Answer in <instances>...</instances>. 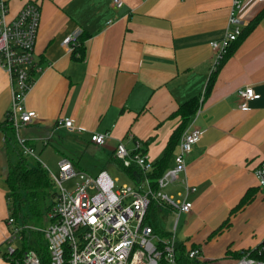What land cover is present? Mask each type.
Wrapping results in <instances>:
<instances>
[{
    "label": "crops",
    "instance_id": "0c3cea01",
    "mask_svg": "<svg viewBox=\"0 0 264 264\" xmlns=\"http://www.w3.org/2000/svg\"><path fill=\"white\" fill-rule=\"evenodd\" d=\"M28 1L40 11L34 53L43 69L24 100L37 118L19 132L35 154L74 163L65 154L72 143L108 131L105 146L113 149L121 141L131 148L137 140L154 163L180 123L172 112L200 96L199 111L186 128L198 127L202 134L176 181L182 191L181 178L193 188L187 215L201 221L179 244L199 246L197 261L212 264L211 233L224 223L254 234L255 242L263 238L264 190L256 186L254 168L264 158V1L243 0L242 30L256 16L257 22L239 38L205 95L214 64L210 41L223 36L232 0H122L119 8L111 0H8L10 16ZM76 34H88L81 59L62 43ZM244 86L257 94L247 109L240 108L237 95ZM9 106V77L0 68V121ZM59 117L71 118L75 129L56 127ZM177 148L178 142L168 167ZM14 155L0 129V245L10 228L5 176ZM177 193L170 195L179 198ZM225 258L222 264L234 259L232 253Z\"/></svg>",
    "mask_w": 264,
    "mask_h": 264
},
{
    "label": "built area",
    "instance_id": "2783aa9c",
    "mask_svg": "<svg viewBox=\"0 0 264 264\" xmlns=\"http://www.w3.org/2000/svg\"><path fill=\"white\" fill-rule=\"evenodd\" d=\"M111 2L117 8L123 4L122 0ZM242 6L243 0H232L223 36L210 41L213 67L231 42L241 34L243 20L239 12ZM39 19L40 11L35 1L26 2L15 15L10 16L8 0H0V68L7 73L10 86V106L5 118L13 126L14 138L21 153L36 161L39 160L33 147L27 144L19 131L23 125L37 118L36 112L24 108V100L34 85L35 73L43 69L34 53ZM76 38L77 34L68 35L62 43L73 51ZM237 95L242 109H247L248 101L257 97L251 86L239 88ZM55 126L75 129L69 117L57 118ZM201 134L202 130L195 126L183 131L172 165L157 178L156 188H152L148 176L153 161L141 150L137 140L133 141L131 148L119 141L113 149L114 157L120 160L123 167H136L139 180L133 185L115 187V180L105 170L90 175L85 170H75L72 161L65 157L59 159L57 173L43 164L58 187L44 215V224L16 222L8 215L6 223L10 228L4 240L8 245L2 255L13 258L22 249L25 237L27 248L22 253L20 264H186L195 260L201 254L199 246L185 248L180 254L174 233L167 237L157 234L146 216L150 203L158 208L171 206L178 211V215L191 211L192 202L187 195L193 188L185 178L180 179L183 192L177 193L179 198L167 194L163 188L185 172L186 155ZM109 137L108 131L90 132L89 140L96 146H104ZM77 174L84 185L70 195L62 182ZM254 176L256 186L264 190V158L254 168ZM88 188L94 191L91 195L85 193ZM176 224L177 219L173 231ZM15 241L17 244L12 245ZM227 264H264V245L242 251Z\"/></svg>",
    "mask_w": 264,
    "mask_h": 264
},
{
    "label": "trees",
    "instance_id": "16d2710c",
    "mask_svg": "<svg viewBox=\"0 0 264 264\" xmlns=\"http://www.w3.org/2000/svg\"><path fill=\"white\" fill-rule=\"evenodd\" d=\"M257 19L258 16H256L253 20L250 21L248 26H246L241 31V34L233 42H231L223 57L214 65L209 74L207 84L204 89V95L209 92L214 82L215 75L222 62L231 55L234 50L235 44L237 43L239 38L245 35L255 25ZM87 36L88 34H79L73 45L72 53L73 55H77L76 58L78 59L84 57L83 41ZM199 105L200 96H195L180 104L178 108L174 112H172V115L180 117V123L170 134L169 139L164 147L162 156L160 157V159L153 163V167L148 173L152 188H156L157 178L161 176L165 169L168 167L169 159L173 154L177 142L184 129L186 128L190 117L197 112ZM0 129L4 133L6 142L13 146L15 154V160L9 161L8 163L7 173L5 176V182L8 187L7 196L9 215L14 217L16 222L40 224L44 220L43 209L45 208L47 211L50 207L51 199L54 193V183L51 177L49 176L47 170L39 161L35 160L34 162L30 163L28 161V157L21 153L20 148L14 138L13 126L6 118L0 121ZM124 169L135 182V173H137L136 167L134 165H130L124 167ZM248 198L249 197L247 194L244 195V197L242 198V202L247 200ZM153 206L154 205L150 203L148 206V210ZM22 208H25V212L23 214L21 212ZM221 227L222 226L214 229L211 235H214L215 233L219 232ZM262 245H264V238L255 247L258 248ZM192 246L197 245H186L180 243L178 244V252L182 254L185 248H189ZM26 248L27 238L24 237L22 239V249L17 251L13 255V258H9L3 255V257H5L6 263L20 264V258L24 249ZM247 249L249 248L234 251L227 249L225 253H232L233 258H237L242 251H245ZM15 260L17 262H15Z\"/></svg>",
    "mask_w": 264,
    "mask_h": 264
},
{
    "label": "rangeland",
    "instance_id": "374dc122",
    "mask_svg": "<svg viewBox=\"0 0 264 264\" xmlns=\"http://www.w3.org/2000/svg\"><path fill=\"white\" fill-rule=\"evenodd\" d=\"M114 149V148H113ZM110 148V146H95L91 144V142L82 141L75 142L69 146V149L65 151V154L73 159V165L75 170H85L88 174H96L100 170H105L114 180L115 187H119L122 184L133 185L134 181L132 177L125 171L122 166L120 160L114 157V150ZM38 155V153L36 152ZM59 156V157H58ZM61 155L55 156V158L49 161H43L42 156L38 157L43 161L47 168L57 173L58 170V161ZM28 161L30 163L34 162L31 157H28ZM84 185L83 179L77 174L74 175L62 182L63 188L70 194L73 195L75 192L80 190V188ZM58 187L53 186V190L55 191ZM182 191V187L178 184V181H174L169 183L166 187L163 188V191L167 194L175 195L176 191ZM94 191L92 189H87L85 193L91 195ZM22 214L25 212V208L21 210ZM46 209H43V214L45 215ZM147 221H149L157 234L167 237L174 233L175 241L179 244V240L190 236L191 233L196 229L197 225L200 223L201 219L194 218L193 216H188L187 213H180L178 215V211L171 206H162L151 207L148 210V214L146 216ZM177 219L176 228L173 231V226L175 220ZM32 224V223H31ZM44 222H41L39 225H43ZM46 225V223H45ZM225 227H221L219 232L215 233L211 239V249L214 254V258L212 260V264H222L225 258V249L226 247H236L237 250H240L248 245H257L259 242L263 240L260 238L259 241L255 242V235L249 234L246 235L247 232H244L241 229L231 226L226 227V223H224ZM196 227V228H195ZM223 228V229H222ZM9 231V230H8ZM250 233V232H249ZM255 243V244H254ZM17 241L13 242L12 245H16ZM7 243H3L0 245V264H7L5 257H3L2 253L5 251L7 247ZM233 247V248H234ZM6 256V254H5ZM230 257V256H229ZM186 264H205L203 260L197 261L195 260L189 261Z\"/></svg>",
    "mask_w": 264,
    "mask_h": 264
},
{
    "label": "water",
    "instance_id": "95a60500",
    "mask_svg": "<svg viewBox=\"0 0 264 264\" xmlns=\"http://www.w3.org/2000/svg\"><path fill=\"white\" fill-rule=\"evenodd\" d=\"M135 176H136V182H138L139 177H138L137 173H135Z\"/></svg>",
    "mask_w": 264,
    "mask_h": 264
}]
</instances>
